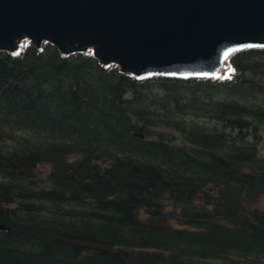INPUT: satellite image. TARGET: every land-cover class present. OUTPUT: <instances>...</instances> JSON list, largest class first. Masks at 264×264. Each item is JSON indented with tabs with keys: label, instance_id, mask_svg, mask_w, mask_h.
Wrapping results in <instances>:
<instances>
[{
	"label": "trees",
	"instance_id": "16d2710c",
	"mask_svg": "<svg viewBox=\"0 0 264 264\" xmlns=\"http://www.w3.org/2000/svg\"><path fill=\"white\" fill-rule=\"evenodd\" d=\"M61 60L0 52V264H264V47L219 78Z\"/></svg>",
	"mask_w": 264,
	"mask_h": 264
},
{
	"label": "water",
	"instance_id": "95a60500",
	"mask_svg": "<svg viewBox=\"0 0 264 264\" xmlns=\"http://www.w3.org/2000/svg\"><path fill=\"white\" fill-rule=\"evenodd\" d=\"M27 41L56 47L59 67L91 53L136 79L218 78L232 54L264 47V0H0V52Z\"/></svg>",
	"mask_w": 264,
	"mask_h": 264
},
{
	"label": "rangeland",
	"instance_id": "374dc122",
	"mask_svg": "<svg viewBox=\"0 0 264 264\" xmlns=\"http://www.w3.org/2000/svg\"><path fill=\"white\" fill-rule=\"evenodd\" d=\"M209 125H210V124H209ZM262 134H263V136H264V130L262 131ZM176 137L178 138L179 142L181 143V142H182L181 138H180L179 136H176ZM260 152H261L262 155H264V141H263V143H262V145H261Z\"/></svg>",
	"mask_w": 264,
	"mask_h": 264
}]
</instances>
